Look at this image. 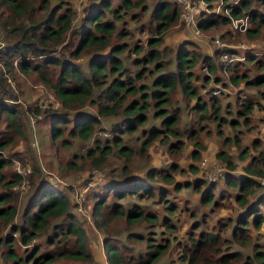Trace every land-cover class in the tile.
Segmentation results:
<instances>
[{
    "label": "trees",
    "instance_id": "16d2710c",
    "mask_svg": "<svg viewBox=\"0 0 264 264\" xmlns=\"http://www.w3.org/2000/svg\"><path fill=\"white\" fill-rule=\"evenodd\" d=\"M116 1L89 0L75 21L74 0H0V120L5 124L0 132L1 264H98L88 229L69 199L72 187L48 180L38 162L25 163L32 166V182L26 204L19 206L14 187L22 177L10 167L14 156H22L14 147L29 139L31 116L47 118L49 139L58 152L88 143L71 154L67 169L104 168L114 154L123 159L121 178L113 177L93 199L92 222L105 235L101 245L107 264H264L262 245L253 243L254 232L260 234L264 225V187L258 181L264 178V142L259 137L245 142L257 128L254 114L261 106L257 98H264V61L249 56L248 63L260 71L253 77L240 73L238 62L226 67L230 83L244 86L236 100L218 95L206 99L195 84L196 68L208 67L207 84L213 75L225 85L218 77L224 70L219 59L223 50L204 55L193 42H185L167 59L162 47L180 19L177 1L154 0L150 13L149 0ZM229 8V17L200 13L198 28L207 31L230 24L231 18L248 17L246 36L264 41V0H239ZM145 19L149 22H141ZM147 23L149 37L138 41L134 33ZM22 75L34 76L61 106L21 101ZM100 130L110 134L96 137ZM136 135L138 147L128 144ZM203 135L220 144L216 157L229 171L236 170L238 161L243 164L242 174L226 177L241 213L213 228L206 226L204 215L192 214L193 231L181 239L172 217L178 205L168 198L166 185L176 191L200 190L206 182H178L173 171H186L177 163L169 167L173 171L150 168L145 177L135 178L130 164L136 157L149 158L155 143L176 155L191 143V158L197 161L206 147ZM27 154L30 149L23 156ZM189 171L198 173V167L191 164ZM156 181L166 185L158 187ZM215 188L209 185L201 198L212 210L221 204ZM153 200L163 206L164 215L147 210ZM118 223L125 228L112 231ZM130 241L139 245L130 246ZM125 248L133 249L132 254L126 256Z\"/></svg>",
    "mask_w": 264,
    "mask_h": 264
},
{
    "label": "rangeland",
    "instance_id": "374dc122",
    "mask_svg": "<svg viewBox=\"0 0 264 264\" xmlns=\"http://www.w3.org/2000/svg\"><path fill=\"white\" fill-rule=\"evenodd\" d=\"M179 8H180V19L166 34L165 42L162 49H165L166 58L169 59L173 57L175 51L181 46V44L185 42H193L195 45V49L200 51L204 55L214 56L217 49H227L235 53L234 62L230 65H234L237 62L240 64L238 66V70L240 73H247L251 77L257 75L260 71L257 66L248 63L249 56L256 57L258 60L264 61V41L262 39L252 40L246 36L245 32L237 31L234 29L232 24L228 25H219L218 27H213L210 30L203 31L201 30L199 34H197L196 29L191 28L187 23L182 20V10L179 0H176ZM194 7V16L196 21H198L200 16V8L198 5L199 0H189ZM89 0H74V9L76 11L75 21L79 20L83 14V8L87 5ZM214 7L216 6L218 0H213ZM114 3H117L114 0ZM154 0H149L150 11L154 9ZM212 14H217L219 11L217 9L212 10ZM141 22H149L147 19ZM250 23V22H249ZM151 23H147L141 25L140 29L138 28L134 35L135 38L139 41H146L149 37L148 26ZM141 27H144L142 29ZM251 27V23L249 24V28ZM134 29V28H132ZM145 31V32H144ZM220 39L225 47L222 48L218 46L216 43L217 39ZM192 48V47H191ZM220 63L222 62L221 58ZM223 63V62H222ZM224 65V64H223ZM229 65H224V70H220L218 72V77L223 80L222 84L214 83H206L204 80L201 81L205 77H209L210 73L208 71V67L205 65H199L196 68V74L199 76V81L195 82V84L200 88V92L202 96L206 99H209L213 94V91L217 90L219 93L218 96H222L226 101H234L239 96L240 88L243 90L244 86L242 85L240 88H236L232 83H230L229 77L230 73L225 69ZM207 68V70H204ZM215 81V80H214ZM21 88L22 93H20V100L27 103H33L35 101L38 102V105L41 107H55L59 108L61 106L60 101L54 96V94L42 85L34 76H26L22 75L21 79ZM206 85L205 90H208L207 94H204L205 91L201 88V85ZM251 96L256 99L254 90H251ZM264 92V88H262ZM214 95V94H213ZM240 95H247L246 92ZM261 102V106L259 109H256L254 114V119L256 123V130L254 134H247L245 142H252V140L256 137L262 139L264 138V98H257ZM185 121V119H183ZM214 125L212 124V127ZM5 124L0 120V132L4 129ZM110 127V126H109ZM108 127V128H109ZM110 134L106 130H100L96 137L105 136V134ZM29 139H21L18 144L14 147L13 152H20L22 156L17 158L14 156L12 158L13 163L10 169L17 173L16 167L21 166L22 168H30L31 174L29 175V184L25 191L16 192L19 194V206L23 207L26 204L28 192L30 190V184L32 179V166L34 163L38 162L41 166L42 171L46 175L48 180L57 181L60 187L65 188L66 186L72 187V190L69 192V199L71 202L76 205L75 211L79 215L78 217L84 221L86 228L88 229V233L91 236V244L92 249L95 254L99 257L97 258L98 264H107L106 263V254L102 248V243L104 239V234L97 230L92 222V209H93V199L94 194L97 191H102L103 186L106 183H109L113 180V177L122 176V167L124 165V161L117 154L111 156L109 165L100 169H91L89 166L85 169L86 171L76 172L73 169H67L65 167L67 161L72 159V155L83 151L84 148L88 145V143H79L74 146L72 150H63L60 148L59 152L56 147L50 141V123L45 117L35 118L34 116L30 117L29 126L27 128V135ZM204 138V146L205 149L201 151V158L197 161H193L191 158V153L195 150L193 144L188 143L183 150V152L179 155L172 153L167 146L155 143L149 149V158H141L136 157L130 164V171L132 176L135 178H143L145 177V173L148 169L154 168L155 170H166L173 171L169 167L172 164L177 163L181 169H184L185 173L175 172L173 171L176 177V180L180 183L190 182L193 183L197 178L203 179L206 182V185L200 189L196 190L193 186L191 188L184 187L181 191H176L174 186L166 185L161 181H156L155 185L158 187L165 186L169 190L168 198L171 199L174 203L178 205V210L172 216L175 221L178 222L180 232L179 236L181 239L187 237L188 233L193 231L192 229V214L201 216L204 215V221L208 228H213L218 222H228L230 218L237 219L241 213V208L237 205L234 200L235 191L230 188L226 184V178H219L216 181H213L211 177L214 178L216 175V171L218 170V166H222L227 171L228 174H242L243 173V164L238 161L237 168L234 171H229L228 167L224 162L219 160L216 157V152L221 148L220 144L217 142L215 138L212 136L203 135ZM264 142V141H263ZM139 141L137 140V135L133 137V140L130 141V145H135L138 147ZM30 149L31 154L25 155L27 150ZM233 152H236L234 149ZM9 157L10 154L6 151ZM72 154V155H71ZM204 160H208L205 167L202 168L201 163ZM30 163V164H25ZM191 164H195L198 167V173H193L189 171V166ZM264 178L258 177V181ZM215 184V199L221 201L219 207H206L202 204V192L209 186ZM194 185V184H193ZM222 199V200H221ZM144 205V204H143ZM82 208L83 211L78 212L79 208ZM147 210L154 211L155 213H159L161 216L165 214V210L162 205H159L157 200L149 201ZM122 223H125L122 221ZM123 229L125 228L121 223L113 224L112 231L115 229ZM120 231V230H119ZM118 231V232H119ZM121 233V231H120ZM259 232H254L253 243H260L262 245V249L264 250V225L262 230ZM126 234V233H125ZM258 235L261 237L258 239ZM125 236V235H124ZM123 236V237H124ZM130 246L137 247L138 243L134 241H130ZM133 249L125 248L124 254L126 256L132 254ZM177 251H174L172 256L175 258L178 256ZM2 263V258L0 256V264Z\"/></svg>",
    "mask_w": 264,
    "mask_h": 264
},
{
    "label": "built area",
    "instance_id": "2783aa9c",
    "mask_svg": "<svg viewBox=\"0 0 264 264\" xmlns=\"http://www.w3.org/2000/svg\"><path fill=\"white\" fill-rule=\"evenodd\" d=\"M239 2V0H229L228 3H226L224 0H218L216 6L214 7V2H209L208 0H199L198 5L201 10L200 13L202 12H208L211 13L213 12L212 10L217 9L219 12L217 14H222L225 16H230V8L232 5H235ZM179 3L181 5V10H182V20L184 18V21L189 25L191 28L193 27L196 29L197 34L200 33V29L197 26V21L194 16V7L192 3L189 0H179ZM231 24L234 27L235 30L241 31V32H246V30L249 28V18L248 17H242V18H231ZM216 43L218 46L224 48L225 44L218 38L216 40ZM235 53H233L230 50H227L226 48L223 49L222 55H221V60L224 65H230L231 63L234 62V57ZM204 70H207L205 68ZM212 80L210 83H214V76L211 75ZM205 91L204 94H207L208 90H205V87L203 88ZM219 91L215 90L213 91L214 95H217ZM211 94V95H213ZM264 141V138H263ZM208 160H204L201 163L202 168L206 166ZM17 174H19L22 177L21 182L14 187L15 192H23L26 190L28 184H29V175L31 174V169L30 168H22L21 166L16 167ZM227 177V171L222 167L218 166V170L216 171V175L211 177L213 181H216L217 179L221 178L225 179ZM260 184L264 187V179L261 180ZM83 209L80 207L78 209V212H82Z\"/></svg>",
    "mask_w": 264,
    "mask_h": 264
},
{
    "label": "crops",
    "instance_id": "0c3cea01",
    "mask_svg": "<svg viewBox=\"0 0 264 264\" xmlns=\"http://www.w3.org/2000/svg\"><path fill=\"white\" fill-rule=\"evenodd\" d=\"M204 80V78L201 80V81H203ZM215 82V81H214ZM204 87H206V85L204 84V85H201V88L203 89Z\"/></svg>",
    "mask_w": 264,
    "mask_h": 264
}]
</instances>
